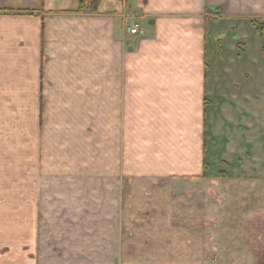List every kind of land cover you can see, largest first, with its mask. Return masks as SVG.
Masks as SVG:
<instances>
[{
  "label": "crops",
  "instance_id": "1",
  "mask_svg": "<svg viewBox=\"0 0 264 264\" xmlns=\"http://www.w3.org/2000/svg\"><path fill=\"white\" fill-rule=\"evenodd\" d=\"M81 1L0 0V150L6 154L0 155V178L22 172L33 179L28 195H70L78 186L53 192L52 180L65 177L63 167L58 175L52 168L53 146L59 147L63 158L54 160L77 164L67 167L76 170L69 178H87L78 166L87 164L93 183L103 179L93 186L98 195L101 187L121 195L123 179L155 191L166 189L158 187L160 180L187 181V194L204 206L195 216L205 223L211 217L206 185L214 177L205 171L207 135L215 126L223 161L248 164L239 171L237 165L226 179V193L242 196L245 204L234 201L231 225H255L264 216L254 195L261 189L254 180L264 177L258 164L264 90L254 85L264 70V0H90L89 9L77 12ZM133 23L143 35L129 33ZM36 179L44 185L36 188ZM197 194L202 198L194 199ZM245 194L254 204L246 203ZM51 206L33 203L26 237L19 222L16 233L0 222V264L115 259L109 250L101 256L99 241L95 251L85 250L88 239L94 244L98 215L91 238L77 233L75 251L61 250L51 261L36 219L37 209L51 212ZM85 206L94 211L89 204L70 211ZM73 215L77 220L70 225L78 228L82 216ZM107 217L110 225L101 223L110 238L115 207Z\"/></svg>",
  "mask_w": 264,
  "mask_h": 264
},
{
  "label": "rangeland",
  "instance_id": "2",
  "mask_svg": "<svg viewBox=\"0 0 264 264\" xmlns=\"http://www.w3.org/2000/svg\"><path fill=\"white\" fill-rule=\"evenodd\" d=\"M262 53H264V47ZM262 57L261 55V60ZM261 65L256 69L263 68V63ZM258 81H264V70L262 69L259 70L258 80L254 85L258 87L257 89L264 90V82L258 83ZM55 119V116H53V123L56 121ZM260 126L261 136L264 138V115L262 113ZM208 130L205 171L214 177L209 179V183L206 185L211 198V217L206 218L205 223L198 222L197 218L199 216L197 218L195 216V210L197 209L198 212L204 206L202 201L194 203L191 199L193 195L187 194V181L160 180L158 187H165L166 189L155 191V188L151 185L144 184V187H135L133 184L130 185L129 180L123 179L121 184L123 193L121 195L102 193V187L101 194L98 195L94 192L96 189L93 190V186L96 187L97 183L102 182L103 179H96L93 183L90 168L87 167H90V165L87 164H78L80 168L82 165L85 168L87 178L76 180L69 178V174L71 172L72 175L76 174V170H70L67 167L77 164L71 161L61 165L60 160H54L55 156H58L59 159L63 158L59 154L60 148L54 146L53 172L58 175L59 170L63 167L62 174L65 177L52 180L53 192L57 191L55 188L59 186L78 187L70 189V195H28L29 188L34 185L33 179L30 180V183L28 179L22 177V172L7 173L9 176L16 174L15 176L18 178H0V222L7 231L13 233H16V225L19 222L20 233L26 237L29 217L34 213L33 203L35 202L38 208L42 203L51 202V212L50 210L39 211L38 209L36 211L37 227L40 234L46 236L42 242L44 241L45 246H47L45 249L50 254L51 261H55V258L59 257L61 250L75 251L77 233L83 231L84 238L88 237L91 233L92 221H97L99 215V229L94 233V244L91 239H88L84 244L85 250L95 251L96 243L99 241L98 249L101 256H105L104 251L107 250L116 253L115 259L111 256L110 259L100 257L101 264L103 262L105 264L107 262L109 264H264V216L255 219L258 220L255 225H251L250 222L245 227L239 226L236 228V226L231 225L235 221L230 216L235 212L234 201L236 200L235 203H239L237 201L239 199V204L245 205L240 199L242 196L227 194L226 189H224L227 182H229V180L226 181L229 172L235 169L238 164L236 162L229 164L227 161H223L218 128L209 126ZM22 149L26 151V148ZM0 155L6 154L0 150ZM64 157L68 160L72 159L69 153ZM258 164L261 174H264V140L261 141L260 162ZM247 165V163H241L236 170L246 169ZM87 168L89 172H87ZM34 181H36V188L44 185L43 179ZM244 181L249 183L252 180ZM254 181L261 184L260 191L258 193L254 192V195L257 196L258 203L264 206V189H262L264 188V177L261 176L259 180ZM203 184L201 182L200 186L202 188ZM100 186H102V183H100ZM172 188L175 190L173 194L169 193ZM7 191L8 194H1ZM79 191L85 193H77ZM194 196V199L202 198L198 194ZM245 198L246 203L254 204L252 196L245 194ZM112 202L114 205L112 204L109 207L108 203ZM81 204L93 206L94 211L86 209V206L84 211H70V208L77 210ZM204 205L208 208L206 204ZM113 207L116 209L117 217L116 224L112 225V228L111 226L107 227L110 228L109 235L111 237L109 238L101 220L110 225L107 214ZM74 213H79L82 216V225L78 228L70 225V223H75L72 220H77L76 215H73ZM246 213L247 220L251 212L247 210ZM201 219H203L202 216ZM246 220H244V223ZM72 239L74 241L70 242ZM83 261H86V257Z\"/></svg>",
  "mask_w": 264,
  "mask_h": 264
},
{
  "label": "built area",
  "instance_id": "3",
  "mask_svg": "<svg viewBox=\"0 0 264 264\" xmlns=\"http://www.w3.org/2000/svg\"><path fill=\"white\" fill-rule=\"evenodd\" d=\"M128 31L131 35L138 36V35H143V28L139 23H133L131 27L128 28Z\"/></svg>",
  "mask_w": 264,
  "mask_h": 264
},
{
  "label": "trees",
  "instance_id": "4",
  "mask_svg": "<svg viewBox=\"0 0 264 264\" xmlns=\"http://www.w3.org/2000/svg\"><path fill=\"white\" fill-rule=\"evenodd\" d=\"M89 3H90V0H83V1H81L79 3V8H78L77 12H82V11H84L86 9H89L88 8ZM254 25L260 26V24H258V23H254ZM205 170H206V163H205Z\"/></svg>",
  "mask_w": 264,
  "mask_h": 264
}]
</instances>
